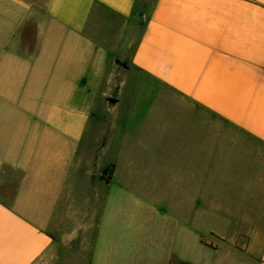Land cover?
Segmentation results:
<instances>
[{
    "label": "crops",
    "instance_id": "0c3cea01",
    "mask_svg": "<svg viewBox=\"0 0 264 264\" xmlns=\"http://www.w3.org/2000/svg\"><path fill=\"white\" fill-rule=\"evenodd\" d=\"M220 2L199 34L167 0H0V264H264V0ZM143 152L165 206L112 250L99 194H142Z\"/></svg>",
    "mask_w": 264,
    "mask_h": 264
},
{
    "label": "rangeland",
    "instance_id": "374dc122",
    "mask_svg": "<svg viewBox=\"0 0 264 264\" xmlns=\"http://www.w3.org/2000/svg\"><path fill=\"white\" fill-rule=\"evenodd\" d=\"M220 1L224 0H167V4L171 5L173 10H181L182 14L177 15L173 14V19L176 23H183V25L190 26L199 34V28L202 29H210L211 32L214 29V26L218 23L217 13L213 12V2L215 4L221 3ZM217 12V11H216ZM220 21V19H219ZM223 25L225 24V19H221ZM219 27V26H218ZM207 28V29H206ZM209 40H217L215 39V35H208L204 33ZM218 35H216L217 37ZM163 109L166 108L165 103H160ZM161 116L166 119L167 116L171 119L172 112L164 111ZM168 118V120H169ZM146 137L148 139H152L157 136V138L164 137L163 131H158L157 134H152L151 131H146ZM102 135V130L99 131ZM140 162L138 165L131 171L129 175H127L126 179L131 182V187H139L143 189L142 194L134 195L128 193H121L118 189H114V187L109 191V193H100L99 195H105V212H104V228L109 234V247L112 250H122L123 242L119 240L124 233H128L129 228H139L147 224L152 223L154 220V216L149 213L145 206H143L140 202L148 203L149 199H157L159 203L165 206L166 202V192H167V177L165 175V171L159 169L160 167H165V163L152 164L146 154L143 152L138 156ZM137 159V160H138ZM124 161H122L121 166L124 168ZM153 190V191H152ZM107 197V198H106ZM164 209V208H163ZM165 211V210H164ZM164 216V213H163ZM100 231H101V227ZM95 227L93 231L90 233L93 239H89V241H84L82 244L84 246H90L92 249L95 246V251H100L102 248V243L100 238L95 240L94 233L96 234ZM126 231V232H125ZM82 234V232H78ZM180 233L182 231L180 230ZM89 234V235H90ZM97 235V234H96ZM88 236V235H85ZM83 236H81L82 238ZM79 238V240L81 239ZM85 239V237H84ZM83 239V240H84ZM78 240V241H79ZM78 244V249L81 247V243ZM74 245V242H73ZM186 245V254L194 261H201L209 259V254L204 249H201L193 240H188L185 243ZM82 248V247H81ZM84 264V263H78Z\"/></svg>",
    "mask_w": 264,
    "mask_h": 264
}]
</instances>
